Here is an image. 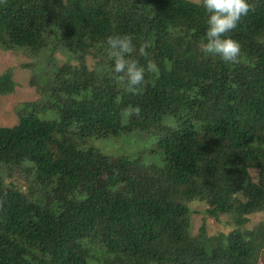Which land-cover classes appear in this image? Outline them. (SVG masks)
Segmentation results:
<instances>
[{"label": "trees", "instance_id": "trees-1", "mask_svg": "<svg viewBox=\"0 0 264 264\" xmlns=\"http://www.w3.org/2000/svg\"><path fill=\"white\" fill-rule=\"evenodd\" d=\"M249 4L230 64L202 50L200 1L0 0V49L30 57L39 94L0 126V264H264V0ZM114 34L158 68L141 94L112 72ZM14 87L0 75V96ZM121 135L147 146L91 145ZM208 219L230 231L208 239Z\"/></svg>", "mask_w": 264, "mask_h": 264}, {"label": "clouds", "instance_id": "clouds-1", "mask_svg": "<svg viewBox=\"0 0 264 264\" xmlns=\"http://www.w3.org/2000/svg\"><path fill=\"white\" fill-rule=\"evenodd\" d=\"M207 13L206 29L202 50L206 55L215 56L224 63L239 62L240 43L229 34L237 28L241 19L248 15L251 5L249 0H200ZM107 54L112 61V72L118 81L123 82L125 90L132 94H141L146 79V72L158 71L156 64L141 65L134 58L137 46L129 34H114L106 38ZM143 53L144 48H139ZM139 106L125 109L124 114L139 115Z\"/></svg>", "mask_w": 264, "mask_h": 264}, {"label": "rangeland", "instance_id": "rangeland-1", "mask_svg": "<svg viewBox=\"0 0 264 264\" xmlns=\"http://www.w3.org/2000/svg\"><path fill=\"white\" fill-rule=\"evenodd\" d=\"M199 2L200 0H190ZM61 63L65 61L64 57L56 53L54 55ZM31 59L28 55L16 51H4L0 49V75L10 71L12 80L15 82L13 93L9 95L0 96V126L11 127L17 123V116L15 114L16 107L23 102H33L39 98L35 87L30 85L33 78L34 71L30 68ZM143 146H147L144 142H134L132 136L109 137L106 139H93L91 145L107 155L117 154H134V152ZM253 180L264 184V177L258 176L252 172ZM9 180H7L8 182ZM12 181V179H11ZM15 181V180H14ZM18 184L24 190L25 185L20 179ZM191 209L196 211L191 219V232L197 233L201 225L202 216L205 207L201 204L195 203L191 205ZM258 219L255 218L254 221ZM208 239L219 237V234H228L227 226L220 224L213 219H208L206 224Z\"/></svg>", "mask_w": 264, "mask_h": 264}]
</instances>
